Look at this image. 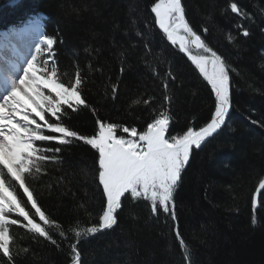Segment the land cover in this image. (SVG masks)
I'll use <instances>...</instances> for the list:
<instances>
[{
    "label": "trees",
    "instance_id": "trees-1",
    "mask_svg": "<svg viewBox=\"0 0 264 264\" xmlns=\"http://www.w3.org/2000/svg\"><path fill=\"white\" fill-rule=\"evenodd\" d=\"M155 0H0L1 32L16 29L26 23L37 25L43 35H56L60 43L53 53L58 60L64 80H71L77 66L89 81L84 95L97 108L99 118L136 126L143 130L157 111L164 110L163 89L152 76H161L171 65L176 77L168 95L173 96V123L169 135L182 134L187 127H199L211 118L214 95L176 45L154 25L151 5ZM229 0H183L187 18L194 30L204 34L206 42L222 54L236 69L232 74V109L219 134L194 151L176 194L179 228L189 246L194 264H264V190L258 192L264 179V19L257 16L250 25L251 35L239 36L235 25L240 22L234 14H222ZM249 12L264 8V0H240ZM136 17L147 25L145 36L155 47L145 67L138 49L135 67L121 77L120 61L105 51L91 56L83 51L89 45L108 49V37L113 24L126 25ZM231 32L237 43L226 39ZM135 43H140L134 40ZM192 54H202L194 52ZM47 59V57H45ZM103 69V76L90 71L89 65ZM128 67V65H125ZM110 78V79H109ZM121 80L118 96L111 99L108 86ZM108 96L105 99V96ZM156 97V103L146 106L138 99ZM97 116L85 109L73 117L71 124L83 134L95 130ZM258 121L253 124L251 121ZM73 165L82 159L91 165L95 150L83 143L71 149ZM53 168L57 166H51ZM83 167V165H81ZM57 174L44 177L34 185L42 207L65 228L90 227L99 214V196L88 210H77L83 202L88 181L76 170L59 188H50ZM83 185V186H82ZM71 188L76 193H63ZM90 194V193H89ZM257 203L253 207V197ZM253 216L257 223H251ZM120 223L114 230L82 239L80 248L84 264H184L179 241L172 222L163 213L159 218L145 200L125 199L119 214ZM56 232L57 229H49ZM16 245L30 247L34 254L23 264H70L68 244L60 248L41 240L33 243L22 229L10 230ZM71 242L75 237L70 233Z\"/></svg>",
    "mask_w": 264,
    "mask_h": 264
},
{
    "label": "snow or ice",
    "instance_id": "snow-or-ice-1",
    "mask_svg": "<svg viewBox=\"0 0 264 264\" xmlns=\"http://www.w3.org/2000/svg\"><path fill=\"white\" fill-rule=\"evenodd\" d=\"M151 13L154 14V25L167 41L172 45L178 44L180 51L188 55L210 85L214 95L211 118L202 126L187 127L182 134L169 135L173 123L170 107L173 96L167 93L170 86H175L176 80L170 65L163 76L159 71H152V76L159 80L165 93L163 104L167 107L161 111L153 109L155 115L143 130L101 119L97 108L84 95L89 81L80 67H76L71 80H64V73L53 53L54 46L61 42L60 38L40 35L31 58L22 64H11L0 79V264H23L34 254L32 248L23 244L15 246L16 238L10 232L14 228L29 234L33 243L43 240L56 248L67 243L70 264H84L80 248L82 239L86 241L114 230L120 223L123 201L128 197L132 201H148L154 216L159 218L163 213L167 217L166 222H172L184 264H194L188 243L179 228L176 194L194 151L219 134L226 124L232 109V74L236 69L206 42L204 34L208 33V28H204L203 33L194 30L183 0H155ZM229 13L239 18L235 31L243 37L251 35L250 25L255 24L257 16L264 19V8L249 12L240 0H229L222 14ZM146 27L136 17H130L126 25L113 24L108 49L89 45L83 51L90 56L95 54L97 63L98 57L109 51L119 58L122 77L135 67L134 58L142 44L143 52L140 54L147 68L155 44L146 38ZM20 34L23 38L24 32ZM226 39L229 43L238 42L231 32ZM193 48L202 54L193 55ZM89 69L103 76L102 67L96 69L90 64ZM120 83L117 78L108 86L112 100L118 96ZM141 102L151 106L156 103V97L134 101L137 105ZM85 109L97 116L91 135L83 134L71 124L73 117ZM80 143L90 146L98 154L91 165L83 159L73 165L71 149ZM77 169L86 181L90 178L83 202L76 205L77 210L87 211L98 194L100 211L90 227L65 228L42 207L34 185L53 172L57 176L50 188H59L66 182L71 184V177ZM262 190L264 179L259 182L258 192ZM69 192L75 199L76 193L71 188L63 195ZM252 203L255 207V196ZM251 223H257L255 216ZM51 228L57 231L54 233L49 230ZM70 233L75 242H71Z\"/></svg>",
    "mask_w": 264,
    "mask_h": 264
},
{
    "label": "bare ground",
    "instance_id": "bare-ground-1",
    "mask_svg": "<svg viewBox=\"0 0 264 264\" xmlns=\"http://www.w3.org/2000/svg\"><path fill=\"white\" fill-rule=\"evenodd\" d=\"M29 25H24L18 30L12 32V35L9 36V40L5 45V48L2 50L3 56L7 58L8 61L1 62L0 60V79H3L5 75V69H10L11 64L13 63H24L31 54L34 44V33L32 36L31 27ZM24 32L23 38L21 37V32Z\"/></svg>",
    "mask_w": 264,
    "mask_h": 264
},
{
    "label": "rangeland",
    "instance_id": "rangeland-1",
    "mask_svg": "<svg viewBox=\"0 0 264 264\" xmlns=\"http://www.w3.org/2000/svg\"><path fill=\"white\" fill-rule=\"evenodd\" d=\"M30 29H31V27H30ZM31 32H32V36H33V33H34V37H35V35H36V38H35V41H34V46H33V50H32V53H34V51H35V44L36 43H39V36H40V33H39V31L37 30V28L36 27H33L32 29H31ZM177 46V45H176ZM194 52H198L196 49H192ZM194 55H198V54H194ZM31 58V56L28 58V59H30ZM24 62H26V60L24 61Z\"/></svg>",
    "mask_w": 264,
    "mask_h": 264
},
{
    "label": "water",
    "instance_id": "water-1",
    "mask_svg": "<svg viewBox=\"0 0 264 264\" xmlns=\"http://www.w3.org/2000/svg\"><path fill=\"white\" fill-rule=\"evenodd\" d=\"M156 28L160 31V32H162L159 28H158V26H156ZM177 47H178V49H179V46H178V44H177ZM180 50V49H179ZM181 52V51H180ZM186 58H187V60L192 64V62H191V60L189 59V57H188V55L186 54V53H183V52H181ZM192 66L195 68V65L194 64H192ZM195 70H196V72L202 77V75L199 73V71H198V69H196L195 68ZM203 78V77H202ZM204 79V78H203Z\"/></svg>",
    "mask_w": 264,
    "mask_h": 264
}]
</instances>
